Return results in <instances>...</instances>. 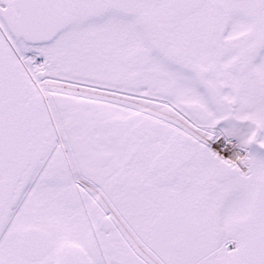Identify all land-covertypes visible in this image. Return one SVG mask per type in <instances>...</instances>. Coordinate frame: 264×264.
<instances>
[{
	"label": "snow or ice",
	"instance_id": "1",
	"mask_svg": "<svg viewBox=\"0 0 264 264\" xmlns=\"http://www.w3.org/2000/svg\"><path fill=\"white\" fill-rule=\"evenodd\" d=\"M0 264H264V0H0Z\"/></svg>",
	"mask_w": 264,
	"mask_h": 264
}]
</instances>
